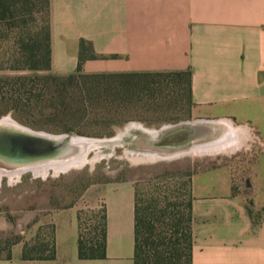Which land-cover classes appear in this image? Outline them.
<instances>
[{
  "label": "crops",
  "instance_id": "1",
  "mask_svg": "<svg viewBox=\"0 0 264 264\" xmlns=\"http://www.w3.org/2000/svg\"><path fill=\"white\" fill-rule=\"evenodd\" d=\"M50 27L57 74L77 70L81 41L96 56L85 74L190 72L193 118L221 127L202 141L234 135L220 145L256 147L247 164L193 176V264H264V0H50ZM236 178L247 179L249 195ZM100 201L104 258H79L73 205L33 222L0 264H135V183L106 184ZM7 227L0 218V231ZM38 235L53 242L54 259L24 258Z\"/></svg>",
  "mask_w": 264,
  "mask_h": 264
},
{
  "label": "rangeland",
  "instance_id": "2",
  "mask_svg": "<svg viewBox=\"0 0 264 264\" xmlns=\"http://www.w3.org/2000/svg\"><path fill=\"white\" fill-rule=\"evenodd\" d=\"M37 11L35 15H39ZM69 75L57 74L52 69L50 72L0 70V119L11 118L33 131L62 135L68 134L65 129L75 116L82 134L74 132L69 135L100 141L84 162L66 167L38 168L13 177L9 176L10 173L1 175L0 218L8 227L0 231V257L10 252L33 222L57 208L77 205L87 227H97L102 212L100 192L108 183L130 180L144 189L147 183L162 177V185L170 181L179 182L181 186L185 184L184 191L181 190L185 194L189 175L193 180L197 173L226 162L237 167L240 162L247 164L255 151L252 142L236 152L230 150L240 145L234 147L229 143L225 148L200 150L203 145H217L230 138L202 141L217 138L221 127L207 129L193 143L182 142V136L178 137L182 132H178L179 129H164L196 121L185 78L170 74L150 77L146 79L150 84L143 80L139 92L121 104L105 100L84 104L82 96L77 93L74 95L77 104L69 99L68 105L58 106L49 96L41 97L53 90L45 86L44 78ZM69 89L73 93L76 88ZM120 120L125 122L119 125ZM246 180L236 178L235 189L249 195ZM29 243L35 244L33 240ZM35 255H45V252L38 251Z\"/></svg>",
  "mask_w": 264,
  "mask_h": 264
},
{
  "label": "trees",
  "instance_id": "3",
  "mask_svg": "<svg viewBox=\"0 0 264 264\" xmlns=\"http://www.w3.org/2000/svg\"><path fill=\"white\" fill-rule=\"evenodd\" d=\"M35 10H39L37 11L39 15H35ZM91 58L96 56L90 44L81 41L77 70L67 77L44 78L45 86L53 90L41 97L49 96L50 100L58 106L68 105L69 99L72 100L71 103L77 104L74 96L77 93L82 96L84 104L101 100L121 104L139 92L143 80L150 84V81L146 79L170 74L186 79V89L191 102L190 72L84 74L83 64ZM51 69L50 0H0V70L50 72ZM73 86L76 89L72 93L69 88ZM71 118V125L65 129L66 132L82 134L77 128V118L75 116ZM124 122L125 120H120L118 124L121 125ZM191 178L192 176L189 175L188 190L185 194L181 193V190L184 191L185 184L181 186L179 182L170 181L162 185L163 182H160L162 177L147 183V188L144 189L140 185H135V264H193L194 219ZM79 224V258H104L103 211L97 227H87V224L83 222L82 213H79ZM40 237L38 235L33 240L34 245L26 243L25 259L55 258L53 242L49 240L45 244L47 240ZM38 251L45 252V255H35Z\"/></svg>",
  "mask_w": 264,
  "mask_h": 264
},
{
  "label": "water",
  "instance_id": "4",
  "mask_svg": "<svg viewBox=\"0 0 264 264\" xmlns=\"http://www.w3.org/2000/svg\"><path fill=\"white\" fill-rule=\"evenodd\" d=\"M205 126L204 122L196 121L170 125L164 129L166 131L179 129L177 131L182 132L177 136H182L181 141L193 143L205 133L207 130ZM99 143V140L81 136L33 131L15 121L8 122L2 118L0 119V171L23 174L49 166H72L86 161Z\"/></svg>",
  "mask_w": 264,
  "mask_h": 264
},
{
  "label": "bare ground",
  "instance_id": "5",
  "mask_svg": "<svg viewBox=\"0 0 264 264\" xmlns=\"http://www.w3.org/2000/svg\"><path fill=\"white\" fill-rule=\"evenodd\" d=\"M6 121H8V122H13L14 120H12L11 118H4ZM203 122V121H202ZM231 123V122H230ZM225 124V123H224ZM229 124V123H228ZM234 136V135H233ZM232 135H230V138H228L229 140H231L232 139V137H233ZM94 142V141H93ZM211 145V144H210ZM209 144L208 145H203L202 147H200L199 149L200 150H204V151H209L210 150V148H221V147H224L223 146V144L222 145H220V144H217V145H213V146H210ZM227 146V145H226ZM98 149V148H97ZM88 159V158H87ZM5 174V173H7V172H2V171H0V177H1V175L2 174ZM10 173V175L9 176H11V177H13L14 175H21L20 173H15V172H9ZM8 173V174H9Z\"/></svg>",
  "mask_w": 264,
  "mask_h": 264
}]
</instances>
